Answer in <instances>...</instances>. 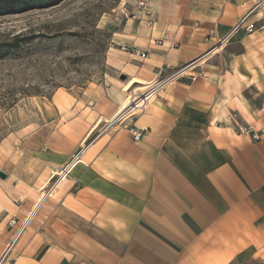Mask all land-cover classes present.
I'll list each match as a JSON object with an SVG mask.
<instances>
[{"label": "crops", "instance_id": "1", "mask_svg": "<svg viewBox=\"0 0 264 264\" xmlns=\"http://www.w3.org/2000/svg\"><path fill=\"white\" fill-rule=\"evenodd\" d=\"M150 6L153 29L128 21L113 40L130 51L108 54L134 87L163 82L144 113L110 127L123 87L58 90L41 100L40 126L0 137V228L37 207L0 264H231L244 253L264 262V134L234 131L264 129V0ZM184 103L204 116L181 118ZM184 123L200 127L186 146ZM128 125L146 130L140 141ZM84 144L82 162L38 205Z\"/></svg>", "mask_w": 264, "mask_h": 264}, {"label": "rangeland", "instance_id": "2", "mask_svg": "<svg viewBox=\"0 0 264 264\" xmlns=\"http://www.w3.org/2000/svg\"><path fill=\"white\" fill-rule=\"evenodd\" d=\"M133 1L61 0L47 8L0 17V137L27 133L40 126L37 103L48 102L58 90L71 89L77 93L88 86L108 83L123 87L128 76L119 75L120 72L109 66L108 54L116 48L121 52L130 51L126 46V51H122L113 39L123 32L128 21L136 22L126 17L133 9ZM135 93L139 98L145 91ZM187 105L184 103L181 118L204 116L201 108L193 111ZM197 129L200 127L186 123L177 126L180 144L186 146V139ZM49 183L50 186L52 181ZM24 201L17 198L12 202L18 207ZM12 217L16 216L3 218L1 251L14 245L17 230L25 220L16 217L17 225L13 228L9 225ZM28 229L27 224L22 232ZM231 264L264 262L244 253Z\"/></svg>", "mask_w": 264, "mask_h": 264}, {"label": "built area", "instance_id": "3", "mask_svg": "<svg viewBox=\"0 0 264 264\" xmlns=\"http://www.w3.org/2000/svg\"><path fill=\"white\" fill-rule=\"evenodd\" d=\"M150 2L151 0H134L133 4H132V10L128 12V17L129 19L135 20L138 24H141L142 26H144L147 29H153V27L156 24V17L152 11V8L150 6ZM244 19H241L239 21V23L235 26V28L239 27L243 22ZM234 28V29H235ZM245 30L247 32L251 31L250 27L245 28ZM164 38V37H163ZM156 44H161V40H155L154 41ZM120 48L122 49V51H126V47L125 46H120ZM130 50V49H129ZM135 51V54H137L139 57L144 58L145 54L144 52H139L136 49H133ZM185 70V67L180 68L178 71H176L172 76H170L167 80H171L172 78H175L179 75H181L183 73V71ZM166 80V81H167ZM163 84V82H157L152 84L147 91H145V93H143L140 97V101L138 103L134 104V107L136 106L135 109H138L137 114H142L146 111L149 102L147 103V98L149 97L150 94H153L157 91V89H159V87ZM139 97V98H140ZM139 98H137V100H139ZM144 99V101H143ZM132 108L124 111L123 113H118L109 123L108 125L114 126L117 125L119 123L124 124L125 122H127L128 120H130L132 117L136 116L135 114L132 113L131 111ZM127 132L129 133V135L131 136L132 140L134 142H138L141 140L144 132L146 131L145 129H137L135 127L132 126H125ZM234 131L238 134H244V135H249L251 137V139L253 141H260L261 140V135L264 134V129H262L261 131H259L258 133L253 131L251 128L249 127H242L239 126L238 124H234ZM88 145H82L72 156V158L70 159L69 163L65 166V168L61 169L59 172L52 174L50 181H52L51 185L49 186V188L46 190V192L44 193L43 197H48L51 195V193L56 189L57 185H59L60 183L64 182L70 171L79 163H81V159L84 156V154L86 153V149H87ZM9 225L11 227H15L17 225L16 219L15 217L10 219ZM27 226V225H26ZM24 226V223H22L20 225V227L17 230V234L16 237H18L22 231L24 230V228L26 227ZM10 247H8L9 249Z\"/></svg>", "mask_w": 264, "mask_h": 264}, {"label": "bare ground", "instance_id": "4", "mask_svg": "<svg viewBox=\"0 0 264 264\" xmlns=\"http://www.w3.org/2000/svg\"><path fill=\"white\" fill-rule=\"evenodd\" d=\"M137 78V77H136ZM140 80V79H139ZM136 83V79H130V80H128L124 85H123V91L125 92V95H126V98L124 99V101H123V104H122V108H121V110L119 111V113H123L124 111H126V110H128V109H130V108H132L131 109V111H132V113L133 114H136L137 112H138V109H135L136 108V106L134 107V104L135 103H138L140 100H137V98L135 97V95H137L135 92H143V91H145V89H146V85H140L139 87L137 86V87H134V84ZM141 83V82H140ZM137 91H136V90ZM139 96V95H138ZM155 96V93H153V94H150L149 95V97L147 98V103L148 102H150L151 101V99L153 98ZM143 101H144V99H143ZM37 106H38V108L42 111V109H43V105H42V102H38L37 103ZM118 114V113H117ZM58 186V185H57ZM62 186V185H61ZM59 188V187H58ZM57 188V189H58ZM59 190V189H58ZM52 194V193H51ZM43 195H44V193H42V196H40L41 198H39L38 199V205H39V203H41V201L44 199V197H43ZM52 195H55V194H52ZM37 205V206H38ZM37 207H35V208H33V210L28 214V216L25 218V220L23 221V223H24V226H26L27 224H28V222H29V220H30V218H31V216L33 215V212L35 211V209H36ZM19 237V236H18ZM18 237H15V239H17ZM14 239V240H15ZM12 242V241H11ZM15 242V241H14ZM13 242V243H14ZM12 244V243H11ZM9 246V245H8ZM12 247V246H11ZM10 247V248H11ZM8 249V248H7ZM6 249V250H7ZM8 251V250H7ZM5 255V254H4ZM1 259V258H0ZM2 260V259H1Z\"/></svg>", "mask_w": 264, "mask_h": 264}, {"label": "trees", "instance_id": "5", "mask_svg": "<svg viewBox=\"0 0 264 264\" xmlns=\"http://www.w3.org/2000/svg\"><path fill=\"white\" fill-rule=\"evenodd\" d=\"M61 0H0V17L53 6Z\"/></svg>", "mask_w": 264, "mask_h": 264}, {"label": "water", "instance_id": "6", "mask_svg": "<svg viewBox=\"0 0 264 264\" xmlns=\"http://www.w3.org/2000/svg\"><path fill=\"white\" fill-rule=\"evenodd\" d=\"M122 79H124L122 77ZM6 178V175L3 172H0V179L4 180Z\"/></svg>", "mask_w": 264, "mask_h": 264}]
</instances>
